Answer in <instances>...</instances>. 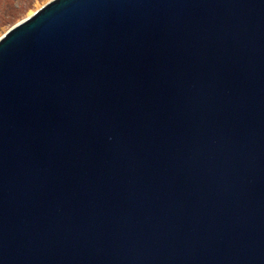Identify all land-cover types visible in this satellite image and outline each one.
<instances>
[{"label":"water","instance_id":"obj_1","mask_svg":"<svg viewBox=\"0 0 264 264\" xmlns=\"http://www.w3.org/2000/svg\"><path fill=\"white\" fill-rule=\"evenodd\" d=\"M0 264H264V0H47L6 28Z\"/></svg>","mask_w":264,"mask_h":264},{"label":"rangeland","instance_id":"obj_2","mask_svg":"<svg viewBox=\"0 0 264 264\" xmlns=\"http://www.w3.org/2000/svg\"><path fill=\"white\" fill-rule=\"evenodd\" d=\"M47 0H0V34Z\"/></svg>","mask_w":264,"mask_h":264},{"label":"bare ground","instance_id":"obj_3","mask_svg":"<svg viewBox=\"0 0 264 264\" xmlns=\"http://www.w3.org/2000/svg\"><path fill=\"white\" fill-rule=\"evenodd\" d=\"M32 12V11H31Z\"/></svg>","mask_w":264,"mask_h":264}]
</instances>
